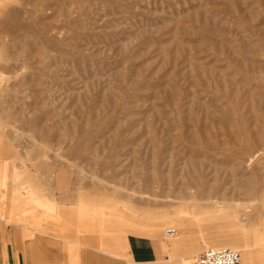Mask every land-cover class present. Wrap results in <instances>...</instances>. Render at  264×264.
<instances>
[{"label": "rangeland", "instance_id": "1", "mask_svg": "<svg viewBox=\"0 0 264 264\" xmlns=\"http://www.w3.org/2000/svg\"><path fill=\"white\" fill-rule=\"evenodd\" d=\"M25 206L264 264V0H0V213Z\"/></svg>", "mask_w": 264, "mask_h": 264}, {"label": "crops", "instance_id": "2", "mask_svg": "<svg viewBox=\"0 0 264 264\" xmlns=\"http://www.w3.org/2000/svg\"><path fill=\"white\" fill-rule=\"evenodd\" d=\"M23 210L16 222L0 213V264H172L161 243L148 236L121 231L75 236L68 226L61 231L50 221L40 223L34 207ZM255 212L257 222L261 214ZM250 216L242 218V229L253 222V212ZM244 263L251 264L246 256Z\"/></svg>", "mask_w": 264, "mask_h": 264}, {"label": "built area", "instance_id": "3", "mask_svg": "<svg viewBox=\"0 0 264 264\" xmlns=\"http://www.w3.org/2000/svg\"><path fill=\"white\" fill-rule=\"evenodd\" d=\"M172 228L164 231L165 236L174 235ZM194 264H242L240 253L227 247L207 248L195 259Z\"/></svg>", "mask_w": 264, "mask_h": 264}, {"label": "bare ground", "instance_id": "4", "mask_svg": "<svg viewBox=\"0 0 264 264\" xmlns=\"http://www.w3.org/2000/svg\"><path fill=\"white\" fill-rule=\"evenodd\" d=\"M258 215V214H257ZM260 215V214H259ZM257 217V216H256ZM259 217V216H258ZM245 219V218H244ZM252 219V218H251ZM247 221H249V220H247ZM251 223V222H250ZM244 225V224H243ZM247 225H248V223H247ZM242 227V226H241ZM244 229V228H243Z\"/></svg>", "mask_w": 264, "mask_h": 264}]
</instances>
